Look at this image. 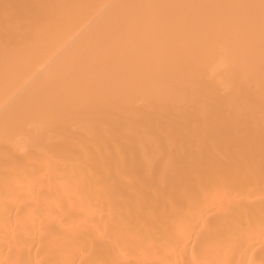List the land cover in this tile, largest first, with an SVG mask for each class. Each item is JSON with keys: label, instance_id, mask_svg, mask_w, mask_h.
<instances>
[{"label": "bare ground", "instance_id": "1", "mask_svg": "<svg viewBox=\"0 0 264 264\" xmlns=\"http://www.w3.org/2000/svg\"><path fill=\"white\" fill-rule=\"evenodd\" d=\"M0 264H264V0H0Z\"/></svg>", "mask_w": 264, "mask_h": 264}]
</instances>
